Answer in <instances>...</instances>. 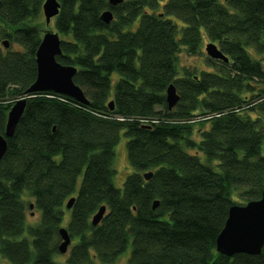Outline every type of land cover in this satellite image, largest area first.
Wrapping results in <instances>:
<instances>
[{
    "label": "trees",
    "instance_id": "16d2710c",
    "mask_svg": "<svg viewBox=\"0 0 264 264\" xmlns=\"http://www.w3.org/2000/svg\"><path fill=\"white\" fill-rule=\"evenodd\" d=\"M58 1L56 60L76 68L87 103L52 91L26 97L44 0H0V134L10 107L26 98L0 159V257L116 264L130 245L128 264H264V243L257 255L215 248L230 206L259 199L264 183V0ZM205 38L228 60L206 56L211 70L179 72L180 51L201 54ZM170 83L180 96L172 109ZM121 134L133 172L118 188ZM66 210L72 245L61 261Z\"/></svg>",
    "mask_w": 264,
    "mask_h": 264
},
{
    "label": "water",
    "instance_id": "95a60500",
    "mask_svg": "<svg viewBox=\"0 0 264 264\" xmlns=\"http://www.w3.org/2000/svg\"><path fill=\"white\" fill-rule=\"evenodd\" d=\"M123 0H109V4L116 6ZM58 0H44L42 4V15L46 25H49L51 19L59 12ZM113 14L106 10L101 14V19L105 23L112 20ZM4 47H8L7 40L2 41ZM205 54L211 59H220L226 62L228 59L218 49L217 45L209 42L205 45ZM61 54L60 37L57 32L51 29H44L39 45L35 52V61L37 73L34 81L25 90L26 97H30L37 92L52 91L57 94L66 95L82 103H87L81 88L73 82V76L76 68L72 65H63L56 60V56ZM180 96L175 86L170 83L165 90V101L168 109H172L178 102ZM26 98L17 99L6 114L4 133L0 134V159L6 150V138L12 136L15 126L23 114ZM110 109L113 102L110 101ZM145 179L151 177V171L143 174ZM74 197L66 202V208H71ZM158 201L152 203L155 208ZM33 204L29 205L32 209ZM106 207L102 205L92 214L91 224L97 225L105 214ZM60 243L58 250L65 253L71 242V238L65 227L58 229ZM264 243V183L261 191V197L255 200H249L242 204H233L228 210L227 219L220 233L215 240L216 251L226 256H232L237 253L257 255L261 251Z\"/></svg>",
    "mask_w": 264,
    "mask_h": 264
},
{
    "label": "rangeland",
    "instance_id": "374dc122",
    "mask_svg": "<svg viewBox=\"0 0 264 264\" xmlns=\"http://www.w3.org/2000/svg\"><path fill=\"white\" fill-rule=\"evenodd\" d=\"M37 22L41 24L40 27H42V31L44 29H51L54 31V26H53V19H51L49 25L45 24L44 21V16L41 15L38 19ZM211 42L210 40H207L205 38L202 43V50L203 51L201 54H196V55H188L184 50L180 51L179 56H178V66H179V72L182 68H188L189 70L196 69H204V70H211V67L208 65L206 59V54H205V45L207 43ZM262 65L264 69V60L262 61ZM118 75L114 73L113 79H116ZM201 161L207 162L202 155H200ZM214 165V161L213 164ZM114 168L116 170L115 175L113 177V183L115 184L116 187L120 188L123 184L122 181L125 180V177L133 172L132 167L130 166L127 158V152H126V138L123 134L120 135L119 141L115 146V157H114ZM31 199H29L30 201ZM239 200V199H238ZM240 201V200H239ZM27 221L29 223H34L39 220V212L35 210L34 208L31 210L27 211ZM31 213V214H30ZM69 212L66 210L65 215L63 217L62 225L60 227H65L67 220L69 218ZM72 242H70L67 251L65 253H60L57 255L58 259L61 261L64 260L68 256L69 252V247H71ZM130 254V245L127 246L126 250L121 253L119 258L116 261V264H128V258ZM0 264H9L6 260L0 257ZM92 264H99L98 261L93 257V263Z\"/></svg>",
    "mask_w": 264,
    "mask_h": 264
}]
</instances>
